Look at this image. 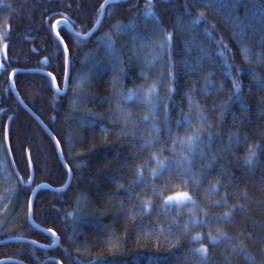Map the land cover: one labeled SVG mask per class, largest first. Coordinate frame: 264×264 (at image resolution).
I'll return each mask as SVG.
<instances>
[{"label": "trees", "instance_id": "obj_1", "mask_svg": "<svg viewBox=\"0 0 264 264\" xmlns=\"http://www.w3.org/2000/svg\"><path fill=\"white\" fill-rule=\"evenodd\" d=\"M208 2L213 6L207 7L203 0H151L160 25L173 33L170 53L168 47L161 52L159 48L140 46L123 75L104 69L89 77L82 101L87 120L80 122L73 110L78 96L75 91L74 97L75 84L66 94H57L47 74L25 71L42 69L53 73L62 89V45L50 25L68 17L76 32L88 33L98 22L105 0H0V65L4 66L0 69V110L4 109L0 115V142L7 154L5 134L11 116L9 142L16 168L27 182L31 175L30 155L34 172L33 183L22 188L8 157L19 187L11 206L17 217L13 226L0 232V240L21 237L44 245L55 244L56 237L30 222V189L43 183L62 188L68 182V170L72 173L65 191L42 187L33 205V221L53 229L59 245L43 249L28 242L0 244V260L56 264L43 263L54 257L63 264H264V0ZM148 3L149 0L109 2L98 31L88 39L77 40L72 32L58 25L70 49V75L74 81L82 72L86 52L97 45L99 35L118 23L137 22L148 11ZM201 12L202 23L179 27L180 18L192 21ZM221 39L226 49L219 43ZM119 42H129V48L134 46L125 35L119 37ZM4 44L8 45L6 51ZM243 48L249 50L247 61ZM154 55L159 56L155 61ZM45 58H49L46 65L42 64ZM225 61L233 67H225ZM14 71V86L22 102L60 141L67 168L51 136L14 95ZM170 71L174 78L169 76ZM231 77L241 83L239 101L235 99ZM207 80L216 87L207 88ZM153 84L164 103L157 108L155 119L145 122L148 108L142 89ZM169 86L175 90L171 101L167 99ZM129 90L136 91L137 96L123 99L122 94L126 96ZM188 95L205 110L207 119L203 124L196 120V110L189 108ZM222 104L227 105V110L220 107ZM184 115L192 117V126L177 128V120ZM153 124L159 133L153 131ZM75 127L77 136L73 140L71 130ZM195 129L203 130L204 143L194 157L186 149L185 155L193 159L191 173L202 181L200 186L189 179L187 187L175 189L172 186L180 185L181 177L169 173L153 178L148 171L158 167L153 156H160L165 163L183 164L176 155L182 146H174L173 142L177 134L185 138ZM209 132L213 134L211 142ZM148 139L155 141V147H143ZM250 149L256 155L251 165H246ZM201 151L206 154L203 159ZM209 163H213L211 170L205 167ZM139 169L144 170L142 181L137 175ZM151 185L158 190L167 185L165 195L175 190L189 191L196 206L209 216H222L236 207L230 221L209 220L206 226L192 227L186 234L182 226L171 221L175 219L183 225L192 215L203 219V213H189L192 204L179 211L165 210L152 194ZM213 185L219 188L218 194L211 192ZM225 196L226 206H212L213 201ZM80 197L87 200L95 220L75 230L74 219L68 214L73 213ZM148 200L153 206L147 213L142 212ZM160 228L163 233L158 231ZM217 228L229 239L212 244L207 234L211 231L216 235ZM198 232L204 236L207 256L193 254L200 242H192L191 236Z\"/></svg>", "mask_w": 264, "mask_h": 264}, {"label": "snow or ice", "instance_id": "obj_2", "mask_svg": "<svg viewBox=\"0 0 264 264\" xmlns=\"http://www.w3.org/2000/svg\"><path fill=\"white\" fill-rule=\"evenodd\" d=\"M109 2V0H105V4L101 5V9L103 10L105 8V5ZM114 2V0H113ZM203 2L206 4L207 7H212L213 5L208 2V0H203ZM154 7V5L151 3V0H149V3L146 5V8L148 9V11H146L145 15L146 16H151L154 19V23L159 26L160 21L158 18H156V14L154 11H152V8ZM203 17H204V13L201 12L199 14L198 17H196L195 19H193L191 21L192 24H198V23H202L203 22ZM58 25L62 26V29H66L70 32L73 33V35L76 37L77 40L79 39H86L88 36V33H80V32H76L75 29L72 27V21L69 20L68 17H64L63 21L57 20L56 23L51 24L50 25V30L55 32V35L59 41V45H62V49H60L62 57H63V64H62V68H63V75H62V82L64 85V90H65V94H66V90L70 87L73 86V84H75V89H80L83 90L84 88V84H85V78L81 77L78 81H74L70 75V58H69V53H70V49L67 43H65L64 38L60 35L59 31H56ZM116 34L120 35L124 32H128L130 30H134L135 29V25L134 24H130V25H116ZM161 33H163V40L162 42H160L159 44V49L161 52H163V50L165 49V47H168L169 49V53H170V49H171V44H172V40H173V33H167L165 32L164 29H159ZM93 31H95V29H93ZM211 34L209 33V36ZM137 39H140L139 34H137L136 36ZM106 41L107 43L105 44V47L109 50V52L112 55H115V51H114V41L112 40V36L111 34H107L106 35ZM74 42V41H73ZM140 43L141 46H144V41L142 39H140ZM221 44V46L226 49L227 46L222 44V39L219 42ZM4 49L6 50L8 45L4 44L3 45ZM242 53L244 55V59L247 61L249 60V50L247 48H243L242 49ZM6 55V52H5ZM224 53L221 52V56H223ZM159 56L158 55H154L153 56V61H155L156 59H158ZM49 61V58H45L44 63L47 64ZM169 62L171 63V56L169 55ZM225 67L227 68H231L233 67L232 65L228 64L227 61H225ZM3 65H0V69H3ZM241 71V70H238ZM47 75L51 78V83L52 85L55 86V90L56 93L59 94L61 92V88L59 87V85H57L56 82V77L55 75H53V73H47ZM212 73H209V76H211ZM229 75L231 76V74L229 73ZM169 76L173 77V74L171 73V71L169 72ZM174 78V77H173ZM231 83L235 92V99L236 101H239V93L241 91V83L235 78V77H231ZM206 87L207 88H215L216 85L215 83H213L211 80H207L206 81ZM75 89H74V97H75ZM220 90L223 91L224 90V86L221 84L220 86ZM143 91V102L146 105V107L148 108V114H146L143 119L145 122L149 121L150 119L154 120L155 119V114L157 111V108L159 107L160 104L164 103V99H162L158 93H157V85L153 84L151 86H149L147 89H142ZM174 88H172L171 86H169L168 88V97L167 99L169 101H171L172 99V95L174 93ZM137 96V92L133 91V90H129L126 96H123L122 94V98L125 100H129L132 99L133 97ZM188 99V103H189V108L190 109H195L197 116H196V120L198 122H200L201 124H203V122L207 119V116L205 114V110L203 108H201V106L199 105V103L193 101L191 95H188L187 97ZM220 107L222 109L227 110V105H220ZM167 112V109H166ZM223 116V113H221V118ZM177 128H180L182 125H188L189 127L192 126V117L190 115H184L183 118L181 120H177ZM208 127H211V124L208 125ZM152 129L153 131L159 133V128L153 124L152 125ZM169 135L172 136L173 134L171 133V130H169ZM202 135H203V130L202 129H195L193 131V133L191 135L186 136L185 138H181L178 134L175 137L174 140V146L176 143H179L182 147H181V151L176 153V155L180 156L183 159V164H175L174 161H170L168 163H165L163 159H161L160 156H153V159L155 160L156 164L158 165V167L156 169H149L148 171L151 173L153 178H160L163 177L165 175V173H169V175H176L181 177V184L180 185H173L172 187L175 189H179L181 186L183 187H187L188 185V180L192 179L194 181V183H196L197 187L200 186V184L202 183L201 180H196L195 179V174L191 173V165L193 163V159H189L186 155H185V149L187 150V152H190L193 154V157L195 156L197 149L200 147L201 144L204 143L203 139H202ZM208 135V140L209 142H211V140L213 139V134L212 133H207ZM231 139V137H230ZM53 140H55V143L57 145V148H59L60 146V141L56 140L55 137H53ZM145 148H153L155 147V141L153 139H148L145 141L144 146ZM161 151H164V149H161ZM173 151L175 152V147H173ZM60 155L62 156L63 153L61 152ZM205 153L203 151H201L199 153V156L201 159H203L205 157ZM256 153L254 151H252L250 149V154L247 157V159L245 160V164L246 165H251V163L253 162V158L255 157ZM215 161V157H213V162ZM28 166L31 167V158L29 155V159H28ZM67 168V164L65 163L64 165ZM206 169L211 170L213 167V163H209L208 165L205 166ZM176 168L177 171L175 173L172 172V169ZM69 172V182L68 184H65V186L63 188L57 189V191L59 192H63L66 190V188L68 186H70V179H71V169L68 170ZM137 175L139 177V179L142 181L143 180V176H144V170L143 169H139L137 171ZM19 181L21 183V187H30L32 181V176H29L28 182L25 184L23 177H19ZM145 187H149V185H145ZM152 188V194L159 199L162 202V205L164 207L165 210L170 209V208H175L176 210H182L184 208H186L189 204L193 205V208L189 209V213H195L196 211H200L203 213L204 218L203 219H197L195 217V215H192L187 221H185L183 223V225H180L178 221H176L175 219H173L171 221L172 224L176 225L177 227L182 226L184 228L185 233L187 234L190 229L192 227L195 226H206L208 224L209 220H217L219 222H228L231 219V216L233 215V211L235 210L236 206H233V211H225L223 213L222 216H209L207 211H205L204 209H200L196 206V201L193 198V195L186 190H175L173 192V194L170 195H165V192L169 190L168 186L165 185L163 188L161 189H157L155 187V185H151ZM33 194H35V189H30ZM211 192L218 194L219 193V188L215 185H213V187L211 188ZM28 204V211L29 214H31L32 212V200H28L27 202ZM227 205V197H222L221 200H217V201H213L212 202V206L213 207H223ZM152 201L148 200L144 202V207L141 209L142 212L147 213L148 210L152 207ZM150 214V213H149ZM68 216L72 219H75V214L74 213H69ZM160 233H163L164 229L160 228L158 230ZM47 232L51 233V235L53 237H57V233L51 229L48 228ZM217 234L213 235L211 231L208 232L207 234V239L212 243V244H216L218 243L220 240H227L229 239V237H227V235L223 232L222 229L217 228L216 229ZM169 235H171V233H169ZM204 239V236L202 233H196L195 235L191 236V241L192 242H200V247L199 248H195L193 249V254L194 255H198V256H207L208 255V248L205 244L202 243ZM32 244H36V241H31ZM40 247H50L46 246V245H40ZM0 264H3V262H0Z\"/></svg>", "mask_w": 264, "mask_h": 264}, {"label": "rangeland", "instance_id": "obj_3", "mask_svg": "<svg viewBox=\"0 0 264 264\" xmlns=\"http://www.w3.org/2000/svg\"><path fill=\"white\" fill-rule=\"evenodd\" d=\"M118 24L125 26L128 25L122 23ZM130 24L135 25L134 30L117 35L116 25H114L112 28L99 35L97 45L93 49L86 52L83 59L82 72L75 81H78L81 77H84L86 81L89 77L104 69H111L115 74L123 75L128 64H131V62L135 59V52L137 48L141 46L140 39L144 41V46L146 47H151L154 50L159 48V44L162 42L164 35L159 29H163V27L160 24L157 26L154 23L153 17L146 16L144 14L137 22H132ZM178 25L179 27H189L191 26V20H189L188 17L180 18ZM135 33L139 34L140 39L136 38L137 34ZM107 34H111L112 40L114 41L115 55H112L105 47V44L107 43ZM121 35H125L128 38L130 37V40L132 39V43L134 44L133 48H129V42L126 44H121L119 42V37ZM133 40L135 41L133 42ZM135 43H137V47L135 46ZM75 91L78 96L73 102V110L76 114H78L77 117L80 119V122L86 121L87 112L82 107V101H84L86 97L85 89H75ZM74 130H77V128L75 127L71 130V139L73 140L77 136V132ZM0 173L2 174L3 179L0 183L2 192L0 195V232H4L16 223L17 214L13 212L11 206L13 201L18 196L19 187L17 179L15 178L9 165L5 147L1 142ZM73 213L75 214V230H77V228H79L84 222L95 220V213L87 207V200L84 197L77 199Z\"/></svg>", "mask_w": 264, "mask_h": 264}, {"label": "water", "instance_id": "obj_4", "mask_svg": "<svg viewBox=\"0 0 264 264\" xmlns=\"http://www.w3.org/2000/svg\"><path fill=\"white\" fill-rule=\"evenodd\" d=\"M111 1H113V0H109V2H111ZM108 2V3H109ZM108 3L105 5V8L102 10L101 9V15H100V17H99V20H98V22L96 23V25L88 32V36H87V38L86 39H88L91 35H93V34H95L97 31H98V29H99V27H100V25H101V23H102V21H103V19H104V16H105V11H106V7H107V5H108ZM105 4V3H104ZM60 21H63V19L62 20H60ZM56 23V22H55ZM93 29H95V31H93ZM56 31H58V27H57V29H56ZM55 33V32H54ZM83 39V38H82ZM6 51V50H5ZM69 58H70V55H69ZM44 61H45V59L44 60H42V64H44V65H46L45 63H44ZM69 71H70V69H69ZM15 72L16 71H14L13 73H12V75H11V88H12V91H13V93H14V95L16 96V98L21 102V104L27 109V111L28 112H30V114L45 128V130L47 131V133L51 136V138H52V140H53V137H55L53 134H52V132H50V130L40 121V119L28 108V107H26V105L22 102V100H21V98H20V96H19V94H18V92H17V90H16V88H15V86H14V82H13V78H14V75H15ZM25 72H35V73H44V74H47L48 72L47 71H45V70H42V69H33V70H27V71H25ZM57 82V81H56ZM57 85H58V83H57ZM55 87V86H54ZM66 92H67V90H66ZM59 94H61V95H63V94H65V90H64V87L61 89V92L59 93ZM4 112V109H1L0 110V115L2 114ZM11 119H12V117L10 116V118H9V120H8V123H7V128H6V134H5V142H6V150H7V154H8V157H9V160H10V163H11V166H12V168H13V170H14V173L16 174V176H17V179L19 180V177H21L20 176V174H19V172H18V170H17V168H16V165H15V163H14V160H13V156H12V152H11V148H10V142H9V126H10V122H11ZM56 138V137H55ZM57 140V139H56ZM54 141V143H55V140H53ZM55 145H56V143H55ZM56 148H57V145H56ZM57 152H58V155H59V157H60V160H61V162L65 165V159H64V156L62 155H60V153L62 152V149H61V146H59V148H57ZM68 167V166H67ZM31 176H32V181H34V172H33V168H32V166H31ZM71 180H72V173H71V179H70V182H71ZM20 182V181H19ZM25 182V184L28 182H26V181H24ZM68 182H69V179H68ZM68 182L66 183V184H68ZM33 183V182H32ZM31 183V184H32ZM21 184V183H20ZM42 187H49V188H51L52 190H54V191H57V189H60V187H52V186H50V185H48V184H46V183H43V184H40V185H38V186H36L35 187V194H33L32 193V196H31V199L30 200H32V212H31V214H29V219H30V222H31V224H32V226L33 227H36L37 229H40V230H42V231H45V232H47V229H45V228H42V227H40L39 225H37L34 221H33V217H32V214H33V205H34V200H35V197H36V195H37V192L39 191V189L40 188H42ZM63 188V187H62ZM67 189V188H66ZM57 239V238H56ZM31 241H34V240H31V239H28V238H21V237H17V238H8V239H3V240H0V244H7V243H11V242H28V243H31ZM59 243H60V239L58 238L57 239V241H56V243L55 244H53V245H50V247H40V245H44V244H41V243H39V242H37L36 244H34V245H36V246H38V247H40V248H43V249H52V248H55V247H57L58 245H59ZM32 244V243H31ZM46 246H49V245H46ZM0 262H15V263H20V264H23L22 262H20V261H18V260H15V259H3V260H0ZM46 262H54V263H56V264H63L59 259H57V258H54V257H49V258H47L43 263H46Z\"/></svg>", "mask_w": 264, "mask_h": 264}]
</instances>
